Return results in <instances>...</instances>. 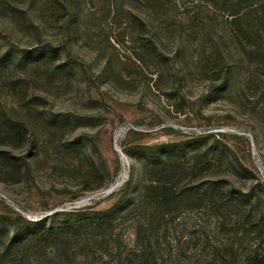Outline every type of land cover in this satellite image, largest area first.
<instances>
[{
  "label": "rangeland",
  "instance_id": "374dc122",
  "mask_svg": "<svg viewBox=\"0 0 264 264\" xmlns=\"http://www.w3.org/2000/svg\"><path fill=\"white\" fill-rule=\"evenodd\" d=\"M251 11L237 21L247 25ZM227 13L202 0H0V58L55 53L0 66V123L25 131L0 129V264H221L214 249L232 237L208 210L151 220L139 198L151 179L144 147L227 146L199 173L197 149L187 151L179 188L224 180L252 193L264 218V65ZM108 210L106 228L62 225ZM25 220L41 225L13 242ZM236 247L232 264H248L264 239Z\"/></svg>",
  "mask_w": 264,
  "mask_h": 264
},
{
  "label": "trees",
  "instance_id": "16d2710c",
  "mask_svg": "<svg viewBox=\"0 0 264 264\" xmlns=\"http://www.w3.org/2000/svg\"><path fill=\"white\" fill-rule=\"evenodd\" d=\"M211 3L215 7H221L228 12L229 24L234 25L236 31L235 36L243 35L242 43H246L247 54L252 57V61H257L264 65V0H202ZM252 10V13H245L247 25L239 23V17L242 12ZM244 15V13H243ZM239 20V21H237ZM247 41V42H245ZM55 53L48 50H35L29 56L19 58L15 53H8L0 58V66H7L10 59L26 64H39L50 62L54 59ZM0 129H4L9 137L24 135L23 123L4 117L0 123ZM24 133V134H23ZM199 139L194 142H184L181 144H163L158 146L144 147L143 157L147 168L151 169V179L147 180L146 184L141 189L139 198L141 204L145 205L151 213V220L162 221L166 217L178 213L183 206L195 209H206L216 218L220 228L232 237L228 246L216 247L214 249L215 262L220 261L221 264H232L233 260L238 258L239 247L234 248V245L243 243L247 237L254 236L257 239H264V218H258L253 204L254 197L252 193L242 192L230 188L227 183L222 181L212 182L210 184L186 185L179 188V177L187 173L189 167L186 168L187 151L197 152V159L193 171L196 173L202 172L204 169L212 166L210 162H205L203 166H197L204 157L207 158L209 153H220L222 156H227L231 152L227 146H222L223 149L215 145L210 148L208 154L201 155V144ZM217 141V140H216ZM219 142V141H217ZM190 153V152H188ZM1 156L6 155L0 152ZM209 161V159H207ZM235 163L231 165L238 166L244 169L243 165L235 159ZM130 184L127 185V187ZM135 200H127L124 204L126 207H132ZM184 208V207H183ZM117 209V208H116ZM114 210L99 212L93 216L80 217L72 223L64 222L62 225H70L71 228L87 229L90 227L106 228L114 220ZM55 218H52L54 220ZM26 227L16 230L13 242L19 240H27L34 235L40 226V223L33 224L26 222ZM46 225V224H45ZM44 228V227H43ZM45 234L51 233L52 227L44 229ZM10 238V230L3 228L2 230ZM64 231V230H63ZM69 234V233H68ZM236 257V258H235ZM248 264H264V254L259 255L258 251L252 252L247 257Z\"/></svg>",
  "mask_w": 264,
  "mask_h": 264
},
{
  "label": "built area",
  "instance_id": "2783aa9c",
  "mask_svg": "<svg viewBox=\"0 0 264 264\" xmlns=\"http://www.w3.org/2000/svg\"><path fill=\"white\" fill-rule=\"evenodd\" d=\"M122 183H117L116 186L112 187L109 192L107 193V195H110L114 189L118 188Z\"/></svg>",
  "mask_w": 264,
  "mask_h": 264
},
{
  "label": "bare ground",
  "instance_id": "6f19581e",
  "mask_svg": "<svg viewBox=\"0 0 264 264\" xmlns=\"http://www.w3.org/2000/svg\"><path fill=\"white\" fill-rule=\"evenodd\" d=\"M122 178H123V177H122ZM121 181H122V179H121ZM121 181H119V183H120ZM114 185H116V184H114Z\"/></svg>",
  "mask_w": 264,
  "mask_h": 264
}]
</instances>
